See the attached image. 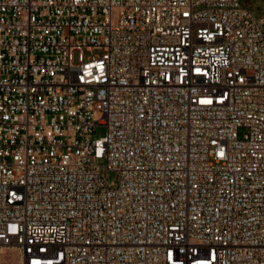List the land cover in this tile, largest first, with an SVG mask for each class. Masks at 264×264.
Listing matches in <instances>:
<instances>
[{
  "label": "built area",
  "instance_id": "built-area-1",
  "mask_svg": "<svg viewBox=\"0 0 264 264\" xmlns=\"http://www.w3.org/2000/svg\"><path fill=\"white\" fill-rule=\"evenodd\" d=\"M248 1L0 0V249L264 264V12Z\"/></svg>",
  "mask_w": 264,
  "mask_h": 264
},
{
  "label": "rangeland",
  "instance_id": "rangeland-1",
  "mask_svg": "<svg viewBox=\"0 0 264 264\" xmlns=\"http://www.w3.org/2000/svg\"><path fill=\"white\" fill-rule=\"evenodd\" d=\"M248 5L252 8L259 9V11L256 12L257 16H260V13L264 12V0H249ZM94 53L97 55H101L102 50L97 49L94 51ZM87 54L88 52L85 51V56H87ZM104 132H105L104 129H99L96 133V136L100 137L104 134ZM107 179L110 181H114V183H117V173L113 171H109L107 173ZM15 263L21 264L20 253L17 248L10 247V248L0 249V264H15Z\"/></svg>",
  "mask_w": 264,
  "mask_h": 264
},
{
  "label": "bare ground",
  "instance_id": "bare-ground-1",
  "mask_svg": "<svg viewBox=\"0 0 264 264\" xmlns=\"http://www.w3.org/2000/svg\"><path fill=\"white\" fill-rule=\"evenodd\" d=\"M16 259V258H15ZM15 261H17V260H15ZM13 263V262H12ZM15 264H18V263H15Z\"/></svg>",
  "mask_w": 264,
  "mask_h": 264
}]
</instances>
